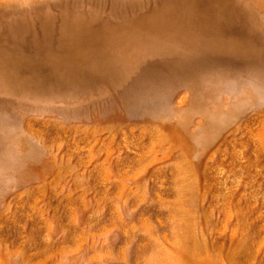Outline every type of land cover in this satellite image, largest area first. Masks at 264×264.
<instances>
[{"label": "rangeland", "instance_id": "obj_1", "mask_svg": "<svg viewBox=\"0 0 264 264\" xmlns=\"http://www.w3.org/2000/svg\"><path fill=\"white\" fill-rule=\"evenodd\" d=\"M0 264H264V0H0Z\"/></svg>", "mask_w": 264, "mask_h": 264}]
</instances>
